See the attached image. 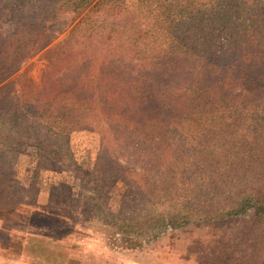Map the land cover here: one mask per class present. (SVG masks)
Returning <instances> with one entry per match:
<instances>
[{"label":"trees","instance_id":"obj_1","mask_svg":"<svg viewBox=\"0 0 264 264\" xmlns=\"http://www.w3.org/2000/svg\"><path fill=\"white\" fill-rule=\"evenodd\" d=\"M125 1L0 0V21L13 24L0 32V171L27 150L34 154L30 178L62 171L72 160L67 135L88 130L99 135L96 157L112 184L148 188L178 125L165 189L128 215L99 210L109 234L120 235L118 247L139 251L191 227L241 225L264 234V186L248 187L264 183V151L251 142L264 106L248 97L264 74L263 0H134L133 9ZM66 14V36L46 46L48 23ZM38 50L45 60L39 81L13 80ZM222 59L224 75L210 83L206 70ZM189 60L194 73L185 78L179 67ZM20 98L35 102L32 116ZM26 239L28 252L40 254L46 239Z\"/></svg>","mask_w":264,"mask_h":264},{"label":"rangeland","instance_id":"obj_2","mask_svg":"<svg viewBox=\"0 0 264 264\" xmlns=\"http://www.w3.org/2000/svg\"><path fill=\"white\" fill-rule=\"evenodd\" d=\"M133 3L134 0H126L125 6L133 9ZM71 25L67 14L48 23L46 46L62 40ZM134 25L136 37H144V30L137 23ZM12 28L11 22L0 21L1 33H8ZM260 31V48L264 53V27ZM191 63L192 60L184 61L179 67L184 71L185 78H189V73H194ZM44 64L43 50H38L17 67L12 79L17 80L25 74L37 83ZM227 64L226 59H222L215 68L207 69L205 78H209L206 80L219 84ZM256 84L248 97L260 101L262 107L264 74L256 76ZM239 90L235 88L234 92ZM20 103L32 116L35 102L20 98ZM256 116L251 142L254 149L264 151V107L262 112L260 108L256 110ZM187 126L188 122L185 121L184 127ZM180 131L178 125L172 126L169 131L148 188L120 182L112 184L110 174L101 173V160L99 162L96 157L100 151V140L94 131L76 130L67 135L65 142L73 161H67L65 167L62 165V171H44L32 179L29 174L34 164L33 152L27 150V154H19L9 170L0 171V216L12 231L8 232L12 234L10 248H14L13 252L18 254L22 250L21 245L25 249L30 245L23 236L34 234L43 237L46 242L38 244L42 249L40 254L24 253L25 260L32 264H44V261L45 264H264V234L249 231L241 225L191 227L166 232L139 251L120 249V235L109 234L103 226L106 220L100 214V209L128 215L136 207L148 204L156 191L165 189L171 175L168 157ZM123 154L119 152L115 155L119 163L124 161ZM125 164L131 165L127 161ZM92 172L93 176L90 175ZM255 186L261 187L264 183L250 180L248 187L254 190L252 187ZM1 239H5L2 233ZM53 255L55 257L50 258Z\"/></svg>","mask_w":264,"mask_h":264},{"label":"crops","instance_id":"obj_3","mask_svg":"<svg viewBox=\"0 0 264 264\" xmlns=\"http://www.w3.org/2000/svg\"><path fill=\"white\" fill-rule=\"evenodd\" d=\"M4 221H3V217L0 216V233L5 235V239L0 240V264H32L30 263V261L25 260L24 253H28V250L25 249L24 246L21 245L22 250L18 252V254H15L13 252L14 248L13 249L10 248L9 245L11 244L10 240L12 238V234L10 233L12 231L9 227L7 228V226L5 225L6 222ZM28 235H24L23 237H27Z\"/></svg>","mask_w":264,"mask_h":264}]
</instances>
